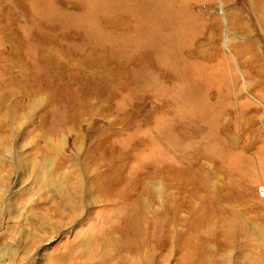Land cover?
<instances>
[{
    "label": "rangeland",
    "instance_id": "obj_1",
    "mask_svg": "<svg viewBox=\"0 0 264 264\" xmlns=\"http://www.w3.org/2000/svg\"><path fill=\"white\" fill-rule=\"evenodd\" d=\"M4 91L40 96L6 126L0 105V264L100 260L142 200L195 204L175 238L206 204L264 205V0H0ZM261 210L239 262L264 253Z\"/></svg>",
    "mask_w": 264,
    "mask_h": 264
},
{
    "label": "bare ground",
    "instance_id": "obj_2",
    "mask_svg": "<svg viewBox=\"0 0 264 264\" xmlns=\"http://www.w3.org/2000/svg\"><path fill=\"white\" fill-rule=\"evenodd\" d=\"M50 63L52 64V62ZM38 96L40 95L31 92H21L19 94L14 91L0 92V105L6 106V102H11L13 104L12 107L8 106L9 112H5L6 114L1 116L2 118H5V120L7 119V123L4 122V125H8L9 121L11 122V119L14 120L17 118L20 111L24 112L30 102L38 101ZM12 98L15 99L11 101ZM26 101H29V103L25 106L24 102ZM80 113L81 112L78 111L75 115L79 116ZM7 128H9V126H7ZM6 137L9 136L7 135ZM6 137H4V139H6ZM48 137L52 141L56 140L57 142L62 143V130H54L52 133H49ZM227 139L229 144L233 145L232 137L228 136ZM105 160V158L94 160L92 162L93 167L95 168L94 171L98 170L101 166H104ZM108 166L106 168H108ZM120 171L121 163L118 162L114 170H111L113 180L116 181V177L120 176L118 175L120 174ZM103 173L104 172H102V174ZM106 174L104 175L106 176ZM178 188L179 191H181L180 194L185 190L183 187L182 189L181 187ZM171 200L173 203L163 204L162 212H158L161 204L144 203L143 200L140 203H136L137 210L132 216L128 217L127 222L125 223L127 231L126 233L124 232L125 234H123L122 237H120V245L117 244L113 246L112 244L113 248L110 252H103L100 260H95L94 258L92 261H82L79 264H166L170 259L171 248L175 239L179 242V246L182 247L180 249L184 252V255L187 256L181 264H264V253L253 263L239 262L237 258H234L231 255L232 251H239L240 253H238L240 255L246 253L245 250L249 247V238L251 237L246 223L248 220L247 216L254 211H260L261 208V212L264 211L263 203H258L256 205L235 203V206H231L232 204L228 203H215L216 205L214 207H212L213 204L210 207L208 204L204 206L202 205L203 207L201 206L202 208L199 209L201 210L198 215V217L200 216L199 219L193 224V226H190L188 230L191 234L187 233V235L186 232H179L178 230L175 238V235L171 232H174L175 225H182L185 222L182 213L195 214L198 210L195 207V204L177 203L175 198H170V201ZM90 204L94 203H67L64 210L66 217H69L71 222H73L81 216L84 208ZM261 212V216H259L260 214L258 215V220H262L264 224V217H262L263 213ZM161 215L166 219L168 218L172 220L159 224L158 218H161ZM141 223H146V226L142 230L143 232L139 233L136 231V228ZM113 234V232H107L94 238L91 243L92 246L94 245V247H96L99 244V241L103 239L106 241H113L115 244L116 241L114 242L113 239L116 238H114Z\"/></svg>",
    "mask_w": 264,
    "mask_h": 264
}]
</instances>
